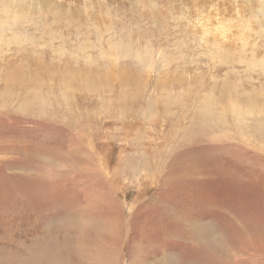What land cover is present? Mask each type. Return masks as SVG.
Returning <instances> with one entry per match:
<instances>
[{
  "label": "rangeland",
  "instance_id": "obj_1",
  "mask_svg": "<svg viewBox=\"0 0 264 264\" xmlns=\"http://www.w3.org/2000/svg\"><path fill=\"white\" fill-rule=\"evenodd\" d=\"M16 4L0 264H264V0Z\"/></svg>",
  "mask_w": 264,
  "mask_h": 264
},
{
  "label": "bare ground",
  "instance_id": "obj_2",
  "mask_svg": "<svg viewBox=\"0 0 264 264\" xmlns=\"http://www.w3.org/2000/svg\"><path fill=\"white\" fill-rule=\"evenodd\" d=\"M28 0H23V3L27 2ZM17 7V4H16V0H0V10L1 11H15ZM25 10H27L25 8ZM8 11V12H9ZM4 13V12H3ZM10 13V12H9ZM109 213V212H108ZM63 214V213H62ZM121 214V213H119ZM57 215V214H56ZM58 216V215H57ZM121 216V215H120ZM119 216V217H120ZM72 224H74L72 222ZM72 226H69V229L70 230H73L71 229ZM79 228V224L76 225V228L75 229H78ZM77 237H78V234H77ZM202 237V236H201ZM130 238V237H129ZM44 239H41L40 240V245L39 247H37L36 245L34 247H32V245L28 248L25 249V252H27V257H23L21 259V264H39V262H42L43 259L46 260V261H55L59 258L61 259H65V260H68L70 261L73 257L70 255V252L69 253H60V255H58L57 253H55L54 249L52 248V246H46L44 244ZM88 250V248H87ZM91 251V250H89ZM88 251V252H89ZM107 251V250H106ZM87 253V251H86ZM91 252H89V254H91ZM88 254V255H89ZM82 256V255H81ZM85 258H89L88 256L85 257ZM93 258V257H92ZM141 258V257H140ZM75 261V260H74ZM81 262V261H80ZM102 263V262H101ZM113 263V262H112ZM80 264V263H79ZM88 264V263H87ZM96 264V263H95ZM105 264V263H103Z\"/></svg>",
  "mask_w": 264,
  "mask_h": 264
}]
</instances>
